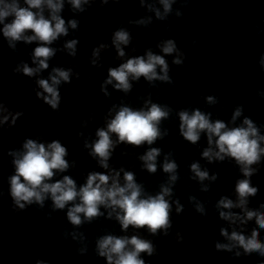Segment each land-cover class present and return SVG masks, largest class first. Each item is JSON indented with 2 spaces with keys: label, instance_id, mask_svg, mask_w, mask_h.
Wrapping results in <instances>:
<instances>
[{
  "label": "clouds",
  "instance_id": "clouds-1",
  "mask_svg": "<svg viewBox=\"0 0 264 264\" xmlns=\"http://www.w3.org/2000/svg\"><path fill=\"white\" fill-rule=\"evenodd\" d=\"M88 2L89 0H69L75 9L80 11L84 10L82 3L87 4ZM102 2L106 4L108 0H102ZM174 2L176 0H160L165 15L156 10L157 18L165 19L166 14L171 12V5ZM187 2L188 0H184L185 4ZM63 4L64 0H0V25H2L0 31L9 40L10 46L15 47L11 42L21 40L26 43L39 41L41 44L35 48L33 54V61L34 63L38 61V67L31 68L24 64L22 69L24 75L33 76L41 69H47L49 66L47 60L55 55V50L46 45L52 44L61 35H67L68 29L65 26V20L59 15ZM45 7L49 10L50 18H46L44 15ZM176 15L182 16V13L177 12ZM68 23L73 29L77 27L75 20ZM28 32H31L32 35H27ZM128 43L129 34L127 31L121 29L114 32L113 44L119 56L125 55L120 45ZM76 44L77 41L72 40L65 45L72 50L70 54L73 56ZM100 47L103 48L106 45L102 44ZM160 47L165 55L178 53V57L173 60V63L182 64L179 57L184 54L177 48L174 40L168 39ZM98 54L99 49H95L93 55L97 56ZM146 56V59L143 56L130 58L119 67L109 68L105 84H112L115 81L114 87L127 93L132 88L129 82L130 77L133 80L144 77L149 82L158 79L171 83V78L168 75L169 65L164 56L154 54L150 50ZM93 63L95 64V61ZM260 65L264 70V55L260 58ZM158 66L162 75L157 72ZM53 72L55 74L50 76L51 83L46 79L38 80L43 93L37 92L36 95L55 110L58 109L60 101V94L56 86L62 80L70 82V70L55 68ZM44 93L48 95H44ZM207 99L209 103H215L214 97L209 96ZM170 111L171 109L167 106L162 107L157 103H151L147 110H133L128 106H121L115 116L107 122V128L97 130L98 139L91 145L85 143V147H90L89 154L93 158H98V163L102 168L108 169V160L115 143L123 142L133 146H141L145 143L153 144L158 138H161L159 124L169 117ZM241 112V108L237 107L232 120L235 121ZM19 115L22 113H16L17 117ZM178 116L180 133L185 140L196 144L200 140L201 133L207 134L209 147L202 153L204 158L211 162L213 159L223 161L226 156L231 157L240 166L244 177H246L236 183L237 202L234 203L227 197L218 201L217 208L229 210L220 211L219 216L231 222L240 220L241 223L255 218L258 228L264 229V212L247 208V198L255 196L258 192V188L252 187L250 179H248L255 171L251 166L258 163L261 155H264V147H261L264 136L259 135L257 126L251 119L245 117L244 126L229 128L221 120L212 122L210 114H205L198 109L192 111L191 114L187 110H181ZM7 119V116L3 117V121ZM15 119L16 117H13V123H15ZM112 134L118 137L116 142L112 140ZM213 143L218 151H214L211 147ZM160 153V149L150 148L140 157L149 173L157 171L156 159ZM67 154V149L59 141L54 140L45 145L37 143L33 139H27L23 143L22 152H9V155L13 157L12 163L15 167V174L9 178L10 193L17 208L24 209L26 205L33 203L43 207L44 201L50 197L54 210L65 209L67 205L71 204L67 209V219L72 225L80 226L84 222L91 223L95 218L103 216L104 213L100 211L103 206L106 209H111L108 212L109 219L115 213V219L123 230H127L131 225L137 229L146 227L153 235L157 234L159 230H163L165 235L168 234L167 230L171 227L172 205L166 197L173 194L171 187L162 184L160 192L156 195L145 194L143 186L136 183L134 174L127 171L124 172L123 185L119 182L120 172H115L112 176L101 172H91L87 176L86 183L79 189H77L75 180L68 175L55 182H49L53 180L57 172H65L69 168V163L65 159ZM177 167L174 161H169L167 158L163 163V171L172 174L169 177V181L172 183L178 179L175 174ZM190 168L200 181L209 178L208 172L201 170L199 163H192ZM211 179L215 180L216 176L213 175ZM77 200L79 203H76ZM176 203L178 205L177 212L182 211V206H179L178 201ZM234 207L243 209L245 216L241 217L230 211ZM260 207L264 208V204H261ZM196 210L200 213L204 211L203 206L199 204H197ZM81 215H83V220ZM221 235L228 238L231 243H217L215 245L217 250L231 251L233 247L239 246L243 248L245 255L257 253L264 257V243L260 241V233L257 229L252 230L250 237L237 231H232L229 235L225 229H221ZM96 249L99 256L106 258L107 264H145L141 253L151 256L155 251L149 240L142 239L137 235L118 237L111 234L100 237L96 242ZM236 255L240 256L241 253L237 252ZM37 264H45V262L37 261Z\"/></svg>",
  "mask_w": 264,
  "mask_h": 264
}]
</instances>
